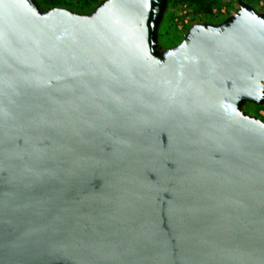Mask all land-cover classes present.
Segmentation results:
<instances>
[{
	"label": "water",
	"instance_id": "obj_1",
	"mask_svg": "<svg viewBox=\"0 0 264 264\" xmlns=\"http://www.w3.org/2000/svg\"><path fill=\"white\" fill-rule=\"evenodd\" d=\"M167 2L0 0V264H264V14Z\"/></svg>",
	"mask_w": 264,
	"mask_h": 264
},
{
	"label": "rangeland",
	"instance_id": "obj_2",
	"mask_svg": "<svg viewBox=\"0 0 264 264\" xmlns=\"http://www.w3.org/2000/svg\"><path fill=\"white\" fill-rule=\"evenodd\" d=\"M39 4L41 0H36ZM59 0L44 11L57 8L68 9L80 15H90L104 0ZM240 2L251 6L257 13L264 14V0H168L157 42L162 50L178 46L190 28L199 23L221 24L240 9ZM245 115L256 117L264 123V102L245 103Z\"/></svg>",
	"mask_w": 264,
	"mask_h": 264
},
{
	"label": "trees",
	"instance_id": "obj_3",
	"mask_svg": "<svg viewBox=\"0 0 264 264\" xmlns=\"http://www.w3.org/2000/svg\"><path fill=\"white\" fill-rule=\"evenodd\" d=\"M244 1V0H243ZM246 1V0H245ZM59 2V0H41L40 1V4H39V6H40V8H41V10L42 11H44V9L46 8V7H48V6H51V5H53V4H56V3H58ZM94 2H96L95 0H94Z\"/></svg>",
	"mask_w": 264,
	"mask_h": 264
}]
</instances>
